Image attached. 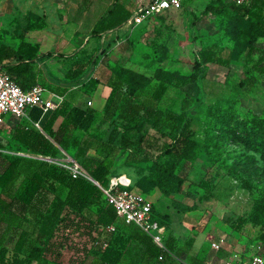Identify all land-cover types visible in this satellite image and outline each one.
Here are the masks:
<instances>
[{"label":"rangeland","instance_id":"1","mask_svg":"<svg viewBox=\"0 0 264 264\" xmlns=\"http://www.w3.org/2000/svg\"><path fill=\"white\" fill-rule=\"evenodd\" d=\"M145 1L81 0L86 10L93 2L94 13L114 3L133 12ZM66 2L0 0V42L15 44L26 32L35 38L48 39L51 35L48 32H64L69 36L72 25L64 20ZM208 3L220 4L222 8L206 10ZM231 4V0H185L181 8L149 16L126 31L115 27L91 34L77 48L81 57L76 63H63L60 51L50 57L53 47L47 48L41 60L36 61L34 81L54 103L53 93L66 88L63 81L67 79V68L79 67L77 62L90 70L81 75L83 81L92 74H101L103 80L119 76L116 86L119 99L149 94L159 81H164L167 89L159 104L176 115L172 134L185 122L193 131L197 146L191 158L159 153L155 159L156 162L179 159L171 175L164 174L156 163L143 160L135 151L127 153L118 148L107 157L111 175L125 173L130 177L131 188L147 197L153 216L166 225L172 238V252L180 250L181 255L162 262L144 260L142 245L129 235L138 234L136 228L118 220L117 232L128 236L118 264H187L191 259L200 264L207 259L213 264H242L250 262L254 255L262 257L260 264H264V72L257 67L260 50L264 49V7H255L257 13L251 14L245 9L237 12ZM93 11L85 16L87 25ZM36 18H43L44 26L29 28L28 22ZM207 47L224 59L226 65L217 61L202 64L197 79L190 81L195 58ZM185 94L191 104L183 109ZM95 103L102 105L99 97ZM49 110L36 109L26 124L40 129L37 124L41 126ZM5 119L0 126L3 144L0 150L24 156L11 193L22 187L34 170L36 159L63 166L67 156H72L63 150L55 157L44 156L18 147L12 131L19 120L10 113ZM65 190L60 186L58 193L64 195ZM256 200L260 205L254 209ZM90 209L94 211L95 207ZM190 209L195 211L185 214ZM239 217H244L242 223ZM195 226L206 228L207 238L204 246L194 253L186 240L195 233ZM56 237L59 244L51 248L52 252H47L44 260L31 264H104L97 251L102 241L98 230L82 227L72 231L70 227H62ZM211 241L219 242L220 247L212 249ZM5 244L9 248L12 245Z\"/></svg>","mask_w":264,"mask_h":264},{"label":"trees","instance_id":"2","mask_svg":"<svg viewBox=\"0 0 264 264\" xmlns=\"http://www.w3.org/2000/svg\"><path fill=\"white\" fill-rule=\"evenodd\" d=\"M231 3L235 11L245 9L251 14L257 13L254 11L255 7H264V0H250L244 4H236L233 1ZM221 8L220 4L212 3L205 7L206 10L212 11H219ZM130 13V10L118 3L108 6L95 20L91 34L117 27ZM43 21V18H36L28 22L27 26L42 27ZM21 35L16 46L0 42V62L5 61L6 69L20 86L28 87L36 83L34 58L37 56L38 44L25 40L24 35ZM214 61L226 65L225 60L217 57L213 49L202 48L195 58L189 80L197 79L202 64ZM262 61L264 49L260 50L257 58L258 70L264 72ZM77 63L79 67L70 66L67 69L65 72L67 78L81 74L84 64ZM100 76L101 74L88 77L86 81V89H92L100 81L110 86V92L100 114L94 118L95 124L91 130H87L82 136L76 134L78 122L84 113L73 110L69 101L63 99L49 110L47 117L43 119L41 126L39 125L40 129L26 124L31 119H18L19 122L12 131L13 141L20 148L44 156L55 157L61 150L67 151L102 185H107L111 176V167L106 159L118 148L127 153L135 151L143 160L156 163L164 174H174L179 159L192 157L197 141L187 122L177 133L172 134L176 115L159 104L167 89L166 82L159 81L149 94L137 93L136 97L126 95L119 99L116 86L120 77L109 76L103 80ZM190 104L191 99L185 94L181 108L186 109ZM86 109L97 113L92 107L87 106ZM59 116L62 120L54 127ZM2 147L0 141V148ZM159 153L162 155L176 153L179 159L156 162ZM95 156L99 158L96 159ZM23 159L24 156L20 154L0 150V160L3 163L0 170V264H31L32 261L44 260L47 252H52L51 248L56 243L59 244L56 236L62 227L65 229L70 227L72 231L82 227L98 230L102 237L97 250L101 261L104 264H118L123 257L128 239V236L117 232L118 220L136 228L138 234L129 235H133L142 245L144 260L154 259L162 262L167 257L181 256L180 250L172 252V238L168 236L164 223V240L171 254L159 259L157 255L160 248L151 236L135 223L125 222L119 218L114 206L107 201L103 190L93 180L84 176H72L66 168L55 162L36 159L34 170L27 176L22 187L16 193H11ZM60 186L66 189L64 195L58 193ZM259 205L260 202L256 200L254 209ZM91 206L95 207L94 211H91ZM243 221L244 217H239V222ZM112 223L114 229H108L107 225ZM193 240V235L186 240L189 249ZM5 242H11V247L9 248ZM186 263L200 264L193 263L192 259Z\"/></svg>","mask_w":264,"mask_h":264},{"label":"built area","instance_id":"3","mask_svg":"<svg viewBox=\"0 0 264 264\" xmlns=\"http://www.w3.org/2000/svg\"><path fill=\"white\" fill-rule=\"evenodd\" d=\"M231 1L244 4L250 0ZM184 2L185 0H146L117 27L126 31L131 25L139 24L149 16L161 14L169 9L181 8ZM54 106V101L45 96L41 85L34 83L28 87L20 86L6 69L5 61L0 62V126L5 122L7 113L18 119L30 120L32 110L44 111ZM62 165L72 176H84L93 180L103 190L107 201L114 206L119 218L125 222L135 223L149 234L160 248L157 258L162 259L166 254H171L164 240L165 225L152 216L151 203L147 197L131 188L130 177L125 173L111 175L108 184L102 185L74 157L67 156ZM114 227L113 223L107 225L108 229H114ZM210 247L218 249L220 243L211 241ZM262 261V257L254 255L250 262L243 261L242 264H260ZM204 264H213V262L207 259Z\"/></svg>","mask_w":264,"mask_h":264},{"label":"crops","instance_id":"4","mask_svg":"<svg viewBox=\"0 0 264 264\" xmlns=\"http://www.w3.org/2000/svg\"><path fill=\"white\" fill-rule=\"evenodd\" d=\"M66 2V11H65V17L64 20L67 21L69 24L72 25V32L68 36L64 32H56V33H50V37L47 39L45 37H32L29 35V32H26L24 34V39L31 42V43H37L38 44V51L37 56L34 58L37 62H39L40 56L43 54L44 51H47L46 49L49 48L52 51L50 57L54 55H58L59 51L61 52V58L64 60L63 63L68 62V65L70 63L74 62L76 63V60L80 57V53H78L79 46L83 42V39L86 37L89 38L91 35V29L95 22V20L99 17V15L104 11V9H101L100 12L93 11L92 3L90 4V7L86 10L85 5L82 4L81 0H77L76 2L72 3L70 0H67ZM89 11V12H88ZM93 11V17L91 20V23L87 25V21L85 20V16L87 13H90ZM47 32H45L46 34ZM82 37V38H81ZM57 43L54 47L53 44ZM18 44H12L13 46H16ZM78 48V49H77ZM43 62V61H41ZM35 64V63H34ZM70 67V66H69ZM68 67V68H69ZM67 68V69H68ZM34 69V68H33ZM89 68L85 67L80 75L74 78H67L65 81H63V87H66L62 89L61 93H53L55 95V106L57 103H59L61 100L66 99L69 101L70 106L73 110L76 109V111H82L84 114L82 116V119L78 122L79 126L76 130L81 131V136L87 131L91 130L92 127L95 124L94 118L96 115L100 114V111L105 103V99L107 95L110 92V86L105 83L104 81L98 82L92 89H86V81L88 80V77L83 81L81 80V75L86 74V71H88ZM67 71V70H66ZM90 71V70H89ZM89 71L87 73H89ZM92 76H96L95 74H92ZM99 97L102 105L98 106L95 101L96 98ZM50 98V97H49ZM92 107L97 110V113H92L89 110L86 109V107ZM54 108V107H53ZM51 109V108H49ZM48 110V109H47ZM35 110L31 111V115H33ZM41 112H45L46 110H40ZM43 117V119H45ZM62 120V117H57L54 127L58 125V123ZM39 126V124H37ZM78 133V131H76ZM185 201V200H184ZM194 209L186 210L185 214L194 212ZM195 233L192 234L194 236V240L191 245V250L194 253L199 251L204 244L206 243L207 238V230L206 228H203L202 226H195ZM223 260H227V258L223 257ZM228 262V261H227Z\"/></svg>","mask_w":264,"mask_h":264}]
</instances>
